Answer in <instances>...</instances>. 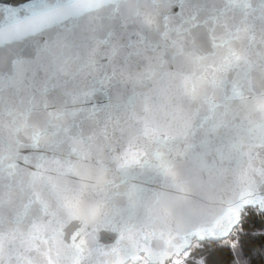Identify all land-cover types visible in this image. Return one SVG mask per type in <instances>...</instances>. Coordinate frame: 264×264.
Segmentation results:
<instances>
[{"label": "snow or ice", "instance_id": "6c2138e0", "mask_svg": "<svg viewBox=\"0 0 264 264\" xmlns=\"http://www.w3.org/2000/svg\"><path fill=\"white\" fill-rule=\"evenodd\" d=\"M247 235L264 0H0V264H251Z\"/></svg>", "mask_w": 264, "mask_h": 264}, {"label": "trees", "instance_id": "16d2710c", "mask_svg": "<svg viewBox=\"0 0 264 264\" xmlns=\"http://www.w3.org/2000/svg\"><path fill=\"white\" fill-rule=\"evenodd\" d=\"M244 250L247 253L245 259L251 261V264H264V240L257 235L252 238L251 235L242 237ZM204 255L207 264H232V255L228 247H220L219 245H210L205 250Z\"/></svg>", "mask_w": 264, "mask_h": 264}]
</instances>
